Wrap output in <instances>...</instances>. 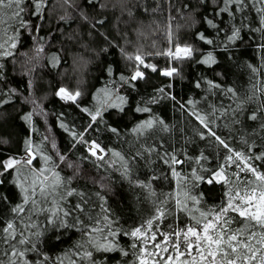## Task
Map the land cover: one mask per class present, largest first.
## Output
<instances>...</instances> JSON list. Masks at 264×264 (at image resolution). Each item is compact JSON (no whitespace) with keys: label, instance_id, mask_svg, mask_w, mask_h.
<instances>
[{"label":"snow or ice","instance_id":"obj_1","mask_svg":"<svg viewBox=\"0 0 264 264\" xmlns=\"http://www.w3.org/2000/svg\"><path fill=\"white\" fill-rule=\"evenodd\" d=\"M84 3L107 7L103 0ZM129 4V16L135 10L164 17L160 34L166 47L154 54L164 57L166 65L148 62L152 53L142 49L136 54L122 49L130 71L117 74L108 67L110 83L97 90L91 106L79 102L81 90L59 87L55 96L74 104L87 119L78 127L66 123L63 113L57 115L59 128L69 138L64 151L49 135L34 139L38 131L34 117L46 119L48 113L42 99L24 98L31 108L21 117L30 126L22 151L0 150V264H55L37 242L49 229V239L57 241L69 229L80 233L82 240L72 250L70 264H112L113 259L115 264H264V0H136L135 4L129 0ZM63 5L72 8L75 0H63ZM50 8L52 0H0V61L15 57L21 32L30 27L38 31L40 24L32 26V19L46 20ZM178 16L193 17L213 30L212 37L204 31L195 33L211 50L202 52L191 43H181ZM67 19L60 16L61 21ZM248 42L262 61L260 66L247 65L253 74L249 89L238 91L201 75L194 87L205 89V108L198 107L201 100L182 102L177 97L176 80L182 78L178 64L195 60L211 68L219 63L215 53L231 59ZM35 52L37 59L42 58L44 46L38 45ZM49 59L54 65L58 62L57 55ZM5 69L0 62V108L21 96L19 88L8 85ZM147 70L168 78V83L130 101L129 93L147 79ZM217 95L218 103L209 100ZM162 101H171L184 113L190 127L170 124L158 115L153 105ZM130 103L140 120L123 130L108 124L106 114L124 113ZM102 130L110 132L118 145H105L93 135ZM78 146L83 152L73 159L70 154ZM189 146H194L192 151ZM84 162L91 163L97 175L74 186ZM144 167L148 171L141 173ZM117 173L151 204L150 214L128 227L112 212L105 194V181ZM161 180L171 184L168 191L155 187ZM6 184L15 189V203ZM202 185L219 187L215 200L209 202Z\"/></svg>","mask_w":264,"mask_h":264},{"label":"trees","instance_id":"obj_2","mask_svg":"<svg viewBox=\"0 0 264 264\" xmlns=\"http://www.w3.org/2000/svg\"><path fill=\"white\" fill-rule=\"evenodd\" d=\"M135 2L136 0H131V4ZM103 3L107 7L88 6L84 0H75V6L68 8L63 5V0H52V8L45 13L47 19L37 21L33 18L31 21L32 26L40 24L39 30L33 31L30 27L29 31L21 32L15 57L10 58L9 61H0L6 64L8 85L19 88L21 93L20 98L14 103L0 108V150L5 154L21 152L23 140L29 135L30 126L21 119L31 108V105L25 102V97L35 96L42 99L43 107L48 113L46 119L34 117V125L38 129L34 139L38 141L42 135H49L55 139L60 150L64 151L68 148L69 138L59 128L57 115L63 113L66 123L71 125L74 122L78 127H83L87 119L74 104L55 96L54 93L59 87L81 90L83 94L79 102L82 105L91 106L97 90L110 83L111 77L107 74L108 67H111L117 74L121 72L127 74L130 71L127 67L130 62L125 59L122 49L129 54H136L137 49H142L144 54L152 53L148 56V62L158 67L166 65L164 57L154 54L166 47L164 36L160 34V30L165 27L161 23L163 16L152 17L135 10H133V15L129 16L127 14V8L131 6L129 0H103ZM62 15H67L68 19L61 21L60 16ZM98 21H103V23H98ZM176 23L180 26L178 35L181 43H191L202 52L211 50V46L195 38V33L199 31H204L210 37L213 36V30L205 23L193 17L179 16ZM40 44L44 46L42 58H29L28 53ZM53 55L58 56V62L55 65L49 59ZM215 55L219 63L211 68L198 65L195 60L177 65L182 78L176 80L175 94L182 102L188 99H198L201 100L198 107H206L203 100L206 95L205 89L194 87V81L201 75L225 87H234L238 91L251 87L250 78L253 74L247 65L260 66L262 63L260 55L251 46V42L236 49L231 59L226 58L220 52ZM199 58L200 56L197 55L196 59ZM146 76V80L137 82V91L129 93L130 101L138 100L141 95L149 94L153 88L168 83V78L160 76L159 73H152L150 70H147ZM256 78L261 77L257 75ZM28 81H32L31 87ZM220 99L218 95L209 97L210 101L217 103ZM153 109L170 124L176 123L179 126L183 123L190 127L185 114L173 108L171 101H162L160 105H153ZM141 118L140 114L133 113L131 103L124 113L112 110L106 114L108 124L122 130L132 127ZM105 127L101 125V129ZM220 131L227 134V130L221 129ZM93 135H98L105 145H118L108 131L102 130ZM197 144L200 148L204 147L203 142L199 140ZM193 147L189 146V151H192ZM208 151L206 150V153ZM81 152H83V147L78 146L70 154L71 158L75 159ZM156 167L157 164H152V168ZM147 171V167L141 169V173ZM68 172L69 170L65 169V173ZM94 175L97 173L93 165L84 162L81 165L80 178L73 181V184L79 187L85 179ZM105 183L108 184L105 192L108 204L121 224L126 227L132 226L150 214L151 204L141 199V190L130 187L118 173L111 174L110 181L106 180ZM155 187L158 191L161 189L168 191L171 184L161 180L156 182ZM89 188L94 190L91 189V184ZM5 190L10 192L15 203V189L6 184ZM201 190L205 192L209 202L215 200L220 192L219 187L215 185H202ZM50 235L51 230L49 229L38 239L40 248L52 257L55 264H59L57 257L63 259L64 264H70L71 252L82 240L80 233L69 229L60 236L59 241L54 237L49 239ZM123 243L126 244L127 241ZM112 264H115V259L112 260Z\"/></svg>","mask_w":264,"mask_h":264},{"label":"rangeland","instance_id":"obj_3","mask_svg":"<svg viewBox=\"0 0 264 264\" xmlns=\"http://www.w3.org/2000/svg\"><path fill=\"white\" fill-rule=\"evenodd\" d=\"M28 56H29V58H36L37 59L35 50H31V52L28 53Z\"/></svg>","mask_w":264,"mask_h":264}]
</instances>
